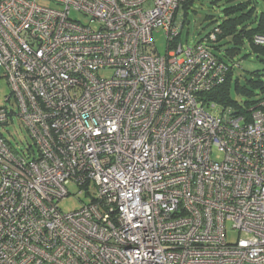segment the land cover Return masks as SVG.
<instances>
[{"label":"built area","instance_id":"obj_1","mask_svg":"<svg viewBox=\"0 0 264 264\" xmlns=\"http://www.w3.org/2000/svg\"><path fill=\"white\" fill-rule=\"evenodd\" d=\"M184 1L0 0V126L33 140L0 129V264H264V100L248 119L206 97L229 66L216 32L177 38ZM71 184L88 202L65 212Z\"/></svg>","mask_w":264,"mask_h":264},{"label":"rangeland","instance_id":"obj_2","mask_svg":"<svg viewBox=\"0 0 264 264\" xmlns=\"http://www.w3.org/2000/svg\"><path fill=\"white\" fill-rule=\"evenodd\" d=\"M41 3L46 6L57 7L50 1ZM231 3L234 2L228 0H195L191 9L187 12V23L184 24L182 34L180 36L183 46L186 47L188 44H195L201 39L205 40L207 37L206 35L213 30L214 26L223 20V10L226 6L232 5ZM252 4H256V10L258 13L264 11V0H253ZM70 18L79 20L83 23L89 22L92 24L93 28L97 27L96 23L91 22L90 18L85 17L77 10H73L71 12ZM212 18L214 21H212ZM153 39L155 41L157 51L160 54L165 55L168 51V41L165 32L163 30L155 31ZM249 46V43L241 45V53L235 59L236 61H240V64L235 68L234 78H239L240 86L247 85L251 88V90H255L256 93H259L260 91H258V89L253 88L251 84H249V80L255 76V70H264V55L261 53H255ZM213 52L219 56L223 53L222 51H217L215 49H213ZM100 74L108 77L111 76L112 72L110 70H105L101 71ZM261 78L264 79V75H262ZM233 83H231L230 97L236 101L244 102L247 98H249V96H246L245 94L242 95L241 92L237 91ZM8 96H11V87L5 77V69L0 65V107H7L8 109L15 110L17 112V106L14 98L11 97L9 101H6ZM260 96L262 95L258 94V97ZM25 128L26 127L24 126L22 120L17 115L13 116V118L9 121V124L0 126L3 135L9 141L10 145L17 151H24L33 143L31 136ZM222 156V152H219L215 154L214 158L220 160ZM77 187L78 186L75 184L69 185L68 189L72 192V195L59 201V206L63 211L69 212L75 209L77 210L82 207L83 201L88 202V200L85 199L86 197L84 194L77 193L79 190ZM226 231L227 240L231 243L237 242L239 234L232 228L231 223L228 224V230Z\"/></svg>","mask_w":264,"mask_h":264},{"label":"trees","instance_id":"obj_3","mask_svg":"<svg viewBox=\"0 0 264 264\" xmlns=\"http://www.w3.org/2000/svg\"><path fill=\"white\" fill-rule=\"evenodd\" d=\"M194 1L186 0L181 6L184 24L187 23V12L191 9ZM228 1L234 3L224 8L223 20L218 22L208 34L210 35L212 32H216V38L214 40L208 39V44L213 49L223 52L220 56L216 55L219 57V60L229 66V70L225 81L209 91L206 97L230 109L231 115L241 114L249 119L252 116L253 107L258 106L264 100V79L261 78L264 75V70H255V76L249 80V84L260 91L256 93L255 90H251L247 85L240 86L239 78H234L235 68L240 64V61H236L235 59L241 53V45L246 43L250 44L249 47L255 53L264 55V44L256 41L258 35L264 36V11L258 13L256 4H252L253 0ZM212 21H214L213 18ZM208 35L206 36L208 37ZM180 36L177 38L181 39ZM246 54L249 55L248 53ZM231 83L235 85L237 91L241 92L242 95L249 96V98L244 102H239L230 97ZM258 94L262 96L258 97Z\"/></svg>","mask_w":264,"mask_h":264}]
</instances>
